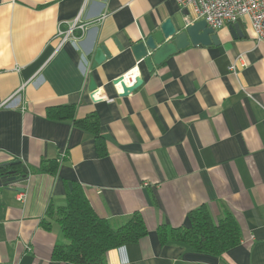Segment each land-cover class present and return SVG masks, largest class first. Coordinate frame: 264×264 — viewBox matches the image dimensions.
<instances>
[{
  "label": "crops",
  "instance_id": "obj_1",
  "mask_svg": "<svg viewBox=\"0 0 264 264\" xmlns=\"http://www.w3.org/2000/svg\"><path fill=\"white\" fill-rule=\"evenodd\" d=\"M184 10L175 0H0V264H73L53 259L69 244L60 225H43L72 183L115 229L136 213L145 222L148 235L108 252V264H264V42L242 18L240 37L227 25L219 46L189 45L149 72L132 47ZM77 20L86 30L62 45L58 30ZM101 46L111 58L94 68ZM136 66L143 84L123 97L115 81ZM62 107L98 117L106 155L74 121L48 117ZM46 163L56 174L38 172ZM202 207L215 223L233 216L237 247L216 258L161 243L160 227L189 228Z\"/></svg>",
  "mask_w": 264,
  "mask_h": 264
},
{
  "label": "trees",
  "instance_id": "obj_2",
  "mask_svg": "<svg viewBox=\"0 0 264 264\" xmlns=\"http://www.w3.org/2000/svg\"><path fill=\"white\" fill-rule=\"evenodd\" d=\"M74 107L50 109L48 117L52 120H72L75 125L90 132L95 139L100 155H106L105 140L100 134V124L96 115L84 120H75ZM0 170H6L0 167ZM57 163H46L38 170L39 173L56 174ZM23 175V174H22ZM43 221L49 228L55 220L61 227L66 246L57 245L53 259L73 264H108L106 254L127 244L138 243L148 235V230L140 213L134 214L129 221L119 228L101 219L91 207L83 188L78 183H72L67 192L65 205L55 209L52 205ZM191 227L158 229V235L163 245L180 243L187 245L198 254L220 258L241 242V233L237 221L228 215L215 223L209 210L202 207L189 214Z\"/></svg>",
  "mask_w": 264,
  "mask_h": 264
},
{
  "label": "water",
  "instance_id": "obj_3",
  "mask_svg": "<svg viewBox=\"0 0 264 264\" xmlns=\"http://www.w3.org/2000/svg\"><path fill=\"white\" fill-rule=\"evenodd\" d=\"M190 17L188 10L170 17L152 35L146 37L142 42L132 47V52L137 62H142L149 72H153L156 67L166 63L171 57L177 55L180 51L186 49L189 45L194 46H219L220 41L216 31L209 27L205 21H198L190 23L187 18ZM231 31L234 38L240 37L241 33L237 25L231 26ZM111 55L105 46L97 49L93 67L110 59ZM123 78L115 81V85L121 84L122 96H129L134 90L139 88L143 81L139 77L133 87H127L123 82ZM90 90L92 92L97 90V85L94 81L91 82ZM20 161L10 163L11 167L19 166ZM29 172L28 169L23 168L22 178H26ZM19 175L16 172H8L6 174L5 182H16ZM20 191V190H19Z\"/></svg>",
  "mask_w": 264,
  "mask_h": 264
},
{
  "label": "built area",
  "instance_id": "obj_4",
  "mask_svg": "<svg viewBox=\"0 0 264 264\" xmlns=\"http://www.w3.org/2000/svg\"><path fill=\"white\" fill-rule=\"evenodd\" d=\"M176 3L183 9L188 10L190 17L187 21L190 23L205 21L209 27L215 31L223 29L227 25H234L242 18H249L252 28L254 30V39L256 41L264 42V0H175ZM80 29L82 32L86 30V26L80 24L79 20L69 25L68 30H58V37L61 39V44L68 41H77L74 31ZM238 62L244 66L243 57H239ZM237 62L232 63L230 71L237 73ZM140 77L139 67L124 75L123 82L127 87H133L137 79ZM123 93L121 84L115 85ZM94 92H97L94 91ZM98 98V96H95ZM66 156L60 158L62 161Z\"/></svg>",
  "mask_w": 264,
  "mask_h": 264
}]
</instances>
